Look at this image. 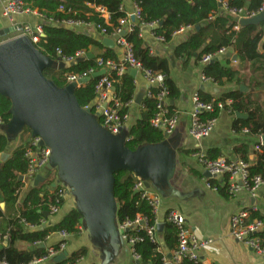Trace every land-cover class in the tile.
<instances>
[{
	"label": "trees",
	"instance_id": "obj_1",
	"mask_svg": "<svg viewBox=\"0 0 264 264\" xmlns=\"http://www.w3.org/2000/svg\"><path fill=\"white\" fill-rule=\"evenodd\" d=\"M140 9L138 23L133 30L126 33L124 38L131 44L135 59L143 67L153 73L165 75L164 86L168 91L169 112L171 115L177 112L175 102L180 98V90L170 75V62L168 59L160 57L157 53H150V45L146 44L141 36L143 25L157 24L154 29L156 37H162L164 44H169L181 28L193 27L191 36L179 44L175 51V57L185 62L191 60L200 64L203 57L214 55L221 49L227 52H235L240 61L251 63L252 78L249 88L250 92L241 91L240 88L224 91L218 94L219 102L231 101L226 106L235 117L236 113L247 114L248 119H236L234 130L237 132L245 130L250 135L261 138L264 135V106L260 100L251 92L253 89L264 87V43L262 52L261 44L264 39V30L261 25L241 26L239 20L231 14L223 12L221 1L226 2L229 8L244 9L249 13L258 12L264 5V0H133ZM31 9L37 10L45 16L43 24L44 38L40 43V50L52 59L58 60L57 51L63 57L76 59L81 53L92 52L95 58L84 60L74 66L62 69H46L44 75L53 80L60 88L68 85L66 76L68 74L83 75L88 70H98L96 59L104 62H114L120 64L114 50L105 47L102 42L91 35L79 31L77 28L67 27L60 24L66 20H79L89 24H94L104 29L108 37L120 27L119 21L127 18L123 10L122 0H26ZM104 9L109 15L108 24L99 13L94 11L86 15L84 11H89V6ZM60 8L64 11L61 12ZM71 11V12H70ZM49 19L55 23L48 22ZM47 21V22H46ZM200 27L196 31V27ZM238 27V29H235ZM100 31H98L99 33ZM226 54L215 57L213 62L203 65L202 73L214 80L217 87L223 88L226 83L234 81L235 72L229 67L230 58ZM109 79L114 87V94L122 104L121 113L128 112L125 104L135 97V80L129 73L119 77L116 71L109 75ZM101 77L91 80L81 85L75 92L78 102L83 108H90L94 114L95 102L97 99L96 86ZM245 84L244 80L237 81V85ZM160 89H151L152 97L144 98L140 118L135 124L128 127V139L126 146L130 150H136L143 144H159L166 140L165 135L159 129L152 127L151 120L157 113V96ZM202 101L209 103L214 94L199 91ZM11 101L0 94V119L4 124L11 120ZM219 113L205 114L204 118L215 116ZM101 122V120H99ZM31 131L23 129L19 135L17 143L10 149L8 138L0 134V154L10 152L8 160L0 164V194L1 202L5 209L0 207V263L5 264H31L33 261L41 259L49 254L50 250L59 251L60 244L49 249L38 247L43 244L49 236L58 233L77 235L83 227V217L77 209L70 211L64 218L53 225L48 226L43 231H35L47 218L45 213L50 215V206L56 202L57 189H51L49 182H44L37 187L32 186L24 195L21 201V190L25 182L19 181L21 176H25L28 169V160L25 157L26 148L32 140ZM197 150H185L179 148L178 155L190 156ZM235 153L241 160L250 164L249 178L260 176L264 179V145L258 144V149L254 152L255 158L251 160L249 150L245 146H240ZM207 157L217 160L222 157L219 150L207 151ZM188 173L195 178H202V173L185 163H182ZM49 177L50 172H44ZM213 186L217 187L218 193L230 199L227 179L217 181L207 179ZM138 183L132 173L120 171L115 174V198L118 205L117 220L122 224L127 220H135L141 215L147 217L150 224L154 222V215L149 203L142 198L140 192H136L135 186ZM65 204V198L59 202L60 208ZM251 211V210H250ZM251 219H259L264 223V217L258 212H252ZM28 227H33L30 229ZM164 244L172 254L178 248V230L172 224H165L162 233ZM129 235L140 237L143 241L135 245L136 252L140 255V264H163L165 255L161 253L160 244L152 241L145 231H130ZM264 240V231L260 234ZM5 238L7 242L4 245ZM26 242L34 245L32 250H21L17 243ZM87 254V249L82 248L71 254L59 263L51 264H78ZM183 264H193L184 261Z\"/></svg>",
	"mask_w": 264,
	"mask_h": 264
},
{
	"label": "water",
	"instance_id": "obj_2",
	"mask_svg": "<svg viewBox=\"0 0 264 264\" xmlns=\"http://www.w3.org/2000/svg\"><path fill=\"white\" fill-rule=\"evenodd\" d=\"M5 19L0 17V39L10 35L16 28L7 26ZM130 19L136 22L135 16L132 15ZM251 24H264V11L256 17L240 20L241 26ZM195 29L199 31L200 27ZM102 44L114 47V41L108 38H104ZM226 57L237 60L231 52ZM94 58V54L88 52L67 65L45 55L27 37L1 42L0 94L11 101L12 117L0 129L9 142L14 144L23 129L28 128L33 138L41 139V145L51 149L52 155L46 170L58 171L60 181L67 187V193L75 199L76 209L83 217V226L93 245L104 256L103 264H110L125 245L117 220L115 174L120 171L130 172L162 197L178 196L179 192L171 181L177 171L179 140L177 137H169L162 143L143 144L136 150H130L126 146L128 128H124L118 135L104 128L97 114L80 105L75 92L81 85L104 76L105 70L63 88L44 75L46 69L62 70ZM128 73L135 78L137 71L132 69ZM206 87L212 89L214 94L220 93V88L211 85L202 86L201 90ZM240 90L248 91L245 86H241ZM143 98L144 92L139 93L136 103L140 105ZM235 116L237 119L249 117L239 112ZM261 144L264 145V135ZM8 158L9 155L3 153L0 163H5ZM203 176L213 179L208 172ZM23 178L21 176L19 181ZM45 180L43 175H38L33 186L37 187ZM45 217L48 218L49 214L45 213ZM45 228L39 226L35 231H43ZM163 228L164 224H159L158 232L162 233ZM41 248H46V245L42 244ZM67 257L68 253L63 252L54 257L52 262L59 263ZM167 257L171 258V254Z\"/></svg>",
	"mask_w": 264,
	"mask_h": 264
},
{
	"label": "built area",
	"instance_id": "obj_3",
	"mask_svg": "<svg viewBox=\"0 0 264 264\" xmlns=\"http://www.w3.org/2000/svg\"><path fill=\"white\" fill-rule=\"evenodd\" d=\"M221 7L224 9V12L231 14L238 20L256 17L264 11V5L260 11L249 13L244 9L229 8L227 3L222 1ZM60 11L63 12L64 9L60 8ZM94 12L99 13L108 24L109 19L107 20V17H109V15L104 9L94 8ZM16 15H34L44 21L37 25L28 23L14 24L12 26L16 27L15 30L1 42L5 41L6 39L10 40L19 37H27L40 50L39 45L42 42V39L45 37L43 31V24L45 23L46 19L45 16L39 13L37 10L31 9L28 6L26 0H9L4 7V16L13 22V17ZM133 16L136 17L135 23H132L129 17L120 20V27L116 29L114 33H112L111 37H109L113 39L117 46L125 49V54L121 63L115 64L111 61L104 62L102 59H96L98 70L95 71L90 69L83 75L68 74L66 76L67 83L68 85L75 83L79 79L90 77L92 74L100 70L106 71L96 86L97 99L95 102V110L96 114L99 116V120H101L100 124L112 134L118 135L124 128L129 127V113H121L123 106L114 94V87L112 86V82L109 79V75L113 71H116L117 75L121 77L130 70L135 69L147 83L145 98L152 97L151 89L155 88L161 90L157 96V113L151 120V125L152 127L162 131L166 139H168L169 137L173 136L176 129L178 128L179 115L177 112L173 115H171L169 112L168 91L164 86L165 75L162 73H153L151 70L143 67V65L135 59L131 44H129L124 38L126 33L131 32L134 26L138 23L140 9L137 5H135ZM48 22L55 23V21L52 19H49ZM60 24L77 29L92 27L97 32L100 31V35L108 37L104 29L101 30L100 27L83 21L66 20L60 22ZM145 26H152L155 29L157 24L154 23L150 25H143L142 27ZM186 29L194 28L185 27L181 28L178 32H183ZM235 29H238V27H235ZM153 36L157 42H164L162 37H156L154 33ZM226 52V49H221L214 55H207L203 57L200 64L202 66L208 64L214 60L215 57L223 56L226 54ZM150 53L152 55L155 54V51L152 47L150 49ZM57 55L58 60L56 61L64 62L67 65L75 60L63 57L59 50L57 51ZM85 55L86 53H81L77 56V58L84 57ZM50 58L52 59V57ZM201 83L203 86L211 85L212 87H217L214 80L206 77L203 73L201 76ZM133 104L134 99L125 104V108L128 109ZM230 104L231 101L228 100L225 103L219 102L218 98H213L211 102L206 103L202 101L199 92L195 93L193 96V109L190 115V138L198 142L209 137L213 133L218 123V118L215 116L204 118V115L215 114L217 112L221 113L223 111L231 114L232 112L226 109V106ZM142 108H144V106H142ZM2 125H4V123L0 119V127ZM0 134H2L1 129ZM256 149H258V146ZM51 155V149L46 146H42L41 139L32 138L30 144L26 148L25 157L28 160V169L24 177L33 182L38 175H42V173L44 174L46 167L49 164ZM194 157L196 158L198 164L202 167L204 173L208 172L213 177V179H216L217 181H223L224 179H227L229 194L232 197L236 196L241 189H245L247 192L254 194V192L264 185V179H262L260 176H257L252 180L249 178L250 164L244 160L227 161L222 158L212 160L209 159L207 157V153L202 150H198L196 153H194ZM48 172H50L49 177L44 175L46 178L45 182L52 184L51 189L59 190L56 193L57 198L55 204L50 206V215L54 216L60 213L61 208L59 206V202L61 199H64L67 196L68 191L67 187L63 184V182L60 181L58 171L56 169L50 170ZM205 181L209 189L218 192L217 187L213 186L206 178ZM135 190L136 192H140L142 194V198L149 203L152 209V214L154 215V222L153 224H150V221L147 217L139 215L133 221L127 220L124 223L119 224V228L122 231V238L128 245L129 252L134 261L140 262V255L136 252L135 245L138 242L143 241V239L140 237L131 236L129 235V232L145 231L150 239L155 242L157 241V236L159 233L158 225L163 223L164 225L172 224L178 230V248L174 253L171 254V258H163V264H183L184 261H188L193 264H209L205 263V261L201 259L199 252L205 246L210 245L212 240L198 239L195 233L189 228L185 217L178 210H169L166 213L163 222H160L158 215L161 207L162 196L154 191L151 187H148L147 184L140 179H138ZM252 212H256V210H242L231 217V235L237 241L242 242L244 245L249 247L264 261V240L260 236V234L264 231V223L259 219H251ZM61 235L66 237L67 233H61ZM65 247L66 242L60 245L59 251L50 250L47 256L41 258L40 260H35L31 264L49 261L59 255L60 252L65 249Z\"/></svg>",
	"mask_w": 264,
	"mask_h": 264
},
{
	"label": "crops",
	"instance_id": "obj_4",
	"mask_svg": "<svg viewBox=\"0 0 264 264\" xmlns=\"http://www.w3.org/2000/svg\"><path fill=\"white\" fill-rule=\"evenodd\" d=\"M8 1L9 0H0V17L2 19L3 17L6 18V21L4 20V22L7 26L21 23L37 25L44 21L34 15H16L13 17V22H11L7 17L4 16V7ZM122 5L124 12L130 19L135 11L134 1L122 0ZM94 8V6L90 5V10L84 11V13L86 15H90L94 11ZM108 19L109 17H107V20ZM260 25V27L263 29L264 24ZM79 31L91 35L100 42H102L104 38L113 40L112 38L100 35L92 27L79 28ZM153 32L154 27L145 26L141 29V36L143 37L146 44L150 45V47L154 49L155 53H157L160 57L168 59L170 62L171 79L175 82L181 93L180 98L174 103L179 115V124L172 136V138H178L179 148L191 151L202 150L205 153H207L209 150H219L222 154V159L227 161H238L241 159L235 153V150L240 146H245L249 150L251 160H254V152L256 151L258 144L261 143V138L254 137L245 130L236 132L234 130V121L237 119L236 116L234 117L232 114L225 111L219 113L217 116L218 123L213 133L209 137L198 142L190 138L189 128L190 115L193 109V96L195 93L199 92L203 86L201 83L203 66L193 60L185 62L182 59L176 58L174 51L179 44L183 43L191 36V34L194 32V29H186L183 32L176 33L173 37V40L169 44L157 42L154 39ZM5 38L0 39V42ZM263 43L264 39L260 47L261 52ZM110 49L114 50L118 60L121 62L125 54V49L117 46L115 42L114 47ZM231 53L233 56L237 57L236 61L231 58L229 64V67L235 72V78L233 82L226 83L223 88H220V93L224 91L235 90L241 86H245L248 89L247 92H250L251 89L249 86L251 83L250 80L252 78L251 63L248 61H240L235 52ZM134 80L136 90L134 104L128 108L129 126L135 124L140 118L142 103L140 105L137 104L135 99L141 92H144L145 98V92L147 90V83L140 74L137 73ZM240 80H244L245 84L238 86L237 81ZM202 91L212 95L214 94L212 89L207 87ZM251 92L264 106V87L260 89H253ZM217 95L218 94H214L213 98H218ZM13 146L14 145L10 143L9 151ZM9 151L7 152L8 155L10 154ZM1 155L2 154H0V158ZM182 163H185L188 165V167L198 170L202 173V176L204 174L203 169L198 164L194 154L190 156H180L177 154V171L175 177L171 181V184L178 190L179 195L171 198L162 197L161 207L158 215L159 221L163 222L166 213L169 210H178L185 217L189 228L195 233L198 239L212 240L210 245L205 246L199 252L201 259L205 261V263L264 264V261L249 247L244 245L242 242L237 241L231 235L230 229L231 217L239 211L256 210V212L260 213L264 217V185L254 192V194L247 192L245 189H241L236 196L226 199L218 192L207 187L204 176L202 178H195L194 176L190 175ZM42 175L44 176L43 173ZM22 181L25 182V186L21 190V201L27 191L33 186L34 182H31L25 177ZM1 198L2 197L0 194V207L4 210L5 207L1 202ZM74 209H76L75 199L67 194L65 197V204L61 208L60 213L54 216L49 215L47 221H45L41 226H45L47 228L50 225L60 222L66 214ZM63 240H66V247L60 252V254L67 252L68 256H70L80 249L86 248L87 254L78 262V264H103L104 256L101 250L93 245L84 226L80 228V232L77 235L67 234L66 237H63L61 233L52 234L43 244L46 245V249H49L57 244H60ZM157 240L160 244L159 251L163 253L165 257L171 254L164 244L162 234H158ZM6 242L7 238H5L4 245ZM41 245L42 244H40L38 247L41 248ZM17 247L21 250H32L35 246L26 242H19L17 243ZM52 260L53 258L49 261L38 264H51L53 263ZM136 263L137 262L134 261L129 252L128 245L125 243V245L119 251L118 256L110 264Z\"/></svg>",
	"mask_w": 264,
	"mask_h": 264
},
{
	"label": "rangeland",
	"instance_id": "obj_5",
	"mask_svg": "<svg viewBox=\"0 0 264 264\" xmlns=\"http://www.w3.org/2000/svg\"><path fill=\"white\" fill-rule=\"evenodd\" d=\"M9 39H10V38H9ZM6 40H8V39H6ZM6 40H5V41H6ZM18 137H19V136H18ZM18 137H17V139H16V141L14 142L13 145H15V144L17 143Z\"/></svg>",
	"mask_w": 264,
	"mask_h": 264
}]
</instances>
